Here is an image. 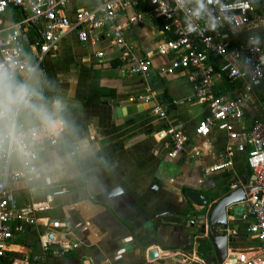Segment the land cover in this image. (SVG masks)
<instances>
[{
	"label": "crops",
	"instance_id": "1",
	"mask_svg": "<svg viewBox=\"0 0 264 264\" xmlns=\"http://www.w3.org/2000/svg\"><path fill=\"white\" fill-rule=\"evenodd\" d=\"M93 4L70 0L64 13L72 19L75 9ZM132 12L122 10L117 22H125ZM19 16L9 8L2 20L12 24ZM224 33L231 42L254 35L264 50V14L252 15L246 28ZM28 36L35 38V28ZM124 36L131 47L127 58L105 38L80 41L75 32H68L38 66L67 99L65 116L71 130L39 153L40 175L32 184L14 188L18 206L34 210L37 219L17 235L0 264H143L157 259L162 261L156 264H178L182 259L187 264H213L212 246L200 233L204 209L186 200L184 192L193 189L213 196L210 210L230 190L252 186L249 146L237 148L245 143L243 134L230 139L219 130L207 136L195 133L209 110L192 98L188 70L170 69V57L156 53L166 38L159 22L128 24ZM146 56L151 65L144 79L129 68L132 57ZM229 82L230 89L221 95L240 101L243 116L234 127L243 133L264 111V83L248 88L241 81ZM146 95L151 101L142 100ZM139 104L152 106L133 111ZM156 108L166 117L155 113ZM171 131L184 136L181 147L169 142ZM227 159L231 165L211 169ZM114 188L113 195L99 200ZM227 220L233 236L227 256L261 258L257 240L247 232L253 221L248 206L238 205L236 217L228 212ZM49 221L65 227L52 229ZM44 232L51 239L48 249L39 240ZM187 235L190 248L181 252Z\"/></svg>",
	"mask_w": 264,
	"mask_h": 264
},
{
	"label": "built area",
	"instance_id": "2",
	"mask_svg": "<svg viewBox=\"0 0 264 264\" xmlns=\"http://www.w3.org/2000/svg\"><path fill=\"white\" fill-rule=\"evenodd\" d=\"M70 0H0V62H11L18 73L26 71L29 64L39 66L57 41L68 32H75L80 41L105 38L118 46L122 56L131 54L124 30L131 23L156 20L162 26L166 38L156 50L160 56H169L170 69L188 70L194 84L192 98L204 102L208 114L195 126V133L207 136L212 130L224 131L228 138L244 135L245 143L238 145L243 151L249 146L247 164L254 176L253 189L247 193L244 204L248 206L253 221L247 232L258 242L261 258L246 259L243 256L226 257L220 264H264V111L245 132L235 130L234 121L243 116L240 101L226 95H215L218 80L241 81L248 88L264 83V50L260 40L248 35L240 41L231 42L225 29L246 28L251 22L250 0H94L90 7L74 10L70 19L64 9ZM9 8L20 16L12 24L4 23ZM127 8L133 12L125 22H117L118 13ZM35 28V38L30 40L28 32ZM28 46L31 51L26 49ZM101 56L100 52L96 53ZM130 72L147 79L151 60L148 56L131 58ZM144 102L151 101L146 95ZM190 100V99H187ZM161 118L164 111L154 109ZM59 138H53L48 146H54ZM184 136L171 131L169 142L174 148L181 147ZM47 146V147H48ZM230 146L226 147L229 153ZM39 153L33 162L8 160L0 156V258L9 252L18 234L27 226L36 223L32 209L20 208L14 188L22 184L29 186L40 175ZM231 165L230 159L211 169ZM259 194V197H257ZM52 229L65 227L64 223L49 221ZM46 232L39 240L43 249H48L51 239ZM75 247L76 245H71ZM178 264H187L180 260Z\"/></svg>",
	"mask_w": 264,
	"mask_h": 264
},
{
	"label": "clouds",
	"instance_id": "3",
	"mask_svg": "<svg viewBox=\"0 0 264 264\" xmlns=\"http://www.w3.org/2000/svg\"><path fill=\"white\" fill-rule=\"evenodd\" d=\"M68 101L35 65L22 75L11 62H0V156L31 164L53 138L71 130Z\"/></svg>",
	"mask_w": 264,
	"mask_h": 264
},
{
	"label": "water",
	"instance_id": "4",
	"mask_svg": "<svg viewBox=\"0 0 264 264\" xmlns=\"http://www.w3.org/2000/svg\"><path fill=\"white\" fill-rule=\"evenodd\" d=\"M252 5V15L256 16L258 12L264 14V0H250ZM150 105L139 104L132 108L133 111L141 110L142 108L147 109ZM124 111V110H123ZM127 111H129L127 109ZM119 113V112H118ZM253 189L252 186L238 187L230 190L227 194L216 200L210 210L208 206L213 203V196H204L197 190L188 189L184 192L186 200H188L197 209L203 210L200 220L203 221L201 224V234H204L211 244L213 249V264H220L227 257L228 244L232 242L233 236L228 233V227L230 225L227 220L228 212L236 217L237 207L243 204L246 199V194ZM116 189H111L107 193L99 196L100 201H104L105 198L110 197L115 193ZM259 197V194H257ZM234 205L229 210L228 207ZM220 229L221 232H214L215 229ZM191 236L187 235L185 243L180 247L181 252H185L190 248ZM161 262L162 259H157L143 264H156Z\"/></svg>",
	"mask_w": 264,
	"mask_h": 264
},
{
	"label": "trees",
	"instance_id": "5",
	"mask_svg": "<svg viewBox=\"0 0 264 264\" xmlns=\"http://www.w3.org/2000/svg\"><path fill=\"white\" fill-rule=\"evenodd\" d=\"M162 27V26H161ZM222 83V84H221ZM219 85H218V87H217V89L215 90L214 89V94L215 95H221V94H223V93H227L228 92V90L230 89V87H229V85H228V81H225V80H223L222 82H221ZM230 83V82H229ZM215 87V88H216Z\"/></svg>",
	"mask_w": 264,
	"mask_h": 264
}]
</instances>
